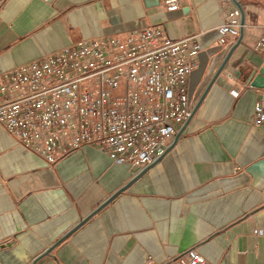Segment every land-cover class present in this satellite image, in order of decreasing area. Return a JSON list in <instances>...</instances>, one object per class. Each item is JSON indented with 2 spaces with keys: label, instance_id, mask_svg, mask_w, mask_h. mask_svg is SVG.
I'll return each mask as SVG.
<instances>
[{
  "label": "crops",
  "instance_id": "0c3cea01",
  "mask_svg": "<svg viewBox=\"0 0 264 264\" xmlns=\"http://www.w3.org/2000/svg\"><path fill=\"white\" fill-rule=\"evenodd\" d=\"M236 1L243 42L220 46ZM158 26L197 34L193 117L154 164L85 146L50 163L0 124V264H168L196 247L209 264H264V123L245 83L264 59V0H0V72L82 39Z\"/></svg>",
  "mask_w": 264,
  "mask_h": 264
},
{
  "label": "built area",
  "instance_id": "2783aa9c",
  "mask_svg": "<svg viewBox=\"0 0 264 264\" xmlns=\"http://www.w3.org/2000/svg\"><path fill=\"white\" fill-rule=\"evenodd\" d=\"M182 0H164L169 11ZM243 5L218 27L216 43L243 42ZM264 59V31L253 47ZM203 47L197 34L169 37L158 26L82 39L0 72V124L30 152L55 163L85 146L139 173L157 162L193 117L189 78ZM253 123H264V88ZM255 233L264 234V229ZM168 264H209L191 247Z\"/></svg>",
  "mask_w": 264,
  "mask_h": 264
},
{
  "label": "water",
  "instance_id": "95a60500",
  "mask_svg": "<svg viewBox=\"0 0 264 264\" xmlns=\"http://www.w3.org/2000/svg\"><path fill=\"white\" fill-rule=\"evenodd\" d=\"M249 83L257 88H264V66L252 74Z\"/></svg>",
  "mask_w": 264,
  "mask_h": 264
}]
</instances>
